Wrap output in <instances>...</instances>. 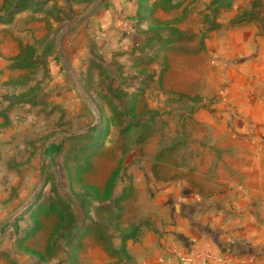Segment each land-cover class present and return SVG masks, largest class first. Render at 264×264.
<instances>
[{
    "label": "rangeland",
    "instance_id": "rangeland-1",
    "mask_svg": "<svg viewBox=\"0 0 264 264\" xmlns=\"http://www.w3.org/2000/svg\"><path fill=\"white\" fill-rule=\"evenodd\" d=\"M243 39L264 0H0V264H163L175 205L220 196Z\"/></svg>",
    "mask_w": 264,
    "mask_h": 264
},
{
    "label": "crops",
    "instance_id": "crops-1",
    "mask_svg": "<svg viewBox=\"0 0 264 264\" xmlns=\"http://www.w3.org/2000/svg\"><path fill=\"white\" fill-rule=\"evenodd\" d=\"M240 45L243 71L235 89L243 91L229 96L232 106L222 108L220 121L204 123L210 144L227 148L210 158L220 161L209 173L219 174L220 196L175 205L171 248L156 254L163 264L186 263L191 249H208L217 257L192 264H264V41L243 39Z\"/></svg>",
    "mask_w": 264,
    "mask_h": 264
},
{
    "label": "built area",
    "instance_id": "built-area-1",
    "mask_svg": "<svg viewBox=\"0 0 264 264\" xmlns=\"http://www.w3.org/2000/svg\"><path fill=\"white\" fill-rule=\"evenodd\" d=\"M196 257H197V258H204V259H206V258H210L208 254H201V253H198V254H195L193 257H191V258L189 259V261H192V260L195 259Z\"/></svg>",
    "mask_w": 264,
    "mask_h": 264
}]
</instances>
